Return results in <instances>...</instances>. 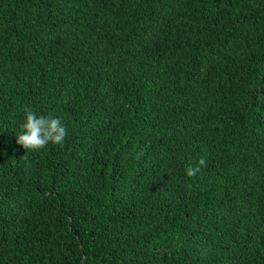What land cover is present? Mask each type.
Returning <instances> with one entry per match:
<instances>
[{
  "label": "trees",
  "instance_id": "1",
  "mask_svg": "<svg viewBox=\"0 0 264 264\" xmlns=\"http://www.w3.org/2000/svg\"><path fill=\"white\" fill-rule=\"evenodd\" d=\"M0 264H264V0H0Z\"/></svg>",
  "mask_w": 264,
  "mask_h": 264
},
{
  "label": "clouds",
  "instance_id": "2",
  "mask_svg": "<svg viewBox=\"0 0 264 264\" xmlns=\"http://www.w3.org/2000/svg\"><path fill=\"white\" fill-rule=\"evenodd\" d=\"M25 122L22 125L23 131L16 140L26 151H40L49 144L62 145L67 131L61 120L53 117L37 116L32 110L25 109ZM206 166V159L200 158L195 164L186 168V175L189 178L196 177Z\"/></svg>",
  "mask_w": 264,
  "mask_h": 264
}]
</instances>
